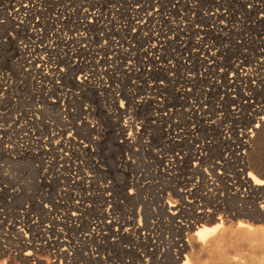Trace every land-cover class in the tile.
I'll return each instance as SVG.
<instances>
[{
  "label": "bare ground",
  "instance_id": "bare-ground-1",
  "mask_svg": "<svg viewBox=\"0 0 264 264\" xmlns=\"http://www.w3.org/2000/svg\"><path fill=\"white\" fill-rule=\"evenodd\" d=\"M67 1L77 6L72 18ZM1 4L0 28L3 19L11 27V32L16 33L18 29L24 32L20 38L22 42L14 44L17 52L15 59L31 68L37 59L29 55L31 50L35 56V51L46 52V59L37 61L39 69H46L50 64V69L59 79L78 74L76 87H88L98 93L106 106L104 109L108 118L116 122L113 140L118 150L126 156L135 153L133 148L139 146V136L142 134V128L141 131L135 130L133 120L130 119L131 115L141 111L138 108L143 102L141 99L139 103L133 102L123 87L128 78L123 81L119 77L126 74V69L136 71L129 66L130 59L137 58L138 70L132 72L135 78L143 79L148 69H151L150 75L160 76L159 84L164 90L162 92L172 116H197L195 119L199 120L207 109L206 103L211 108L221 98L226 99L231 89L237 90L236 82L246 83L248 68L256 59L264 56V0H7ZM38 17L43 19L40 21ZM93 34L101 45L88 46L90 48L75 53L82 55L84 65H71V55L62 58L57 52L60 45L75 50L77 43L87 42ZM8 36L13 39L11 34ZM31 39L33 43H47L48 47L36 49L29 43L26 45ZM236 39L241 40V47L240 41L236 42ZM248 40L259 43L254 45L249 57L244 59L242 50ZM13 63L11 60V68ZM124 65L127 68H123ZM147 66L150 68H145ZM116 73L120 75L115 76ZM9 75L10 72L0 68V91L1 86H6L2 89L4 93L12 87ZM140 89L147 88L141 86ZM122 98L126 100L127 109L117 108L116 104ZM43 99L48 106L46 98ZM52 103L57 101L53 100ZM39 110L35 111L40 113ZM1 114L0 139L5 133ZM84 114L88 116L91 110L85 109ZM17 120L13 117L12 123L15 124ZM25 125L23 132H27L29 124L26 122ZM63 128L66 129V124H63ZM99 130L92 129L94 138L80 145L71 144L70 152L76 150L74 158L80 155L89 161V158L95 156L93 148L100 146V136L104 135ZM25 135L31 139L34 133L30 131V135L29 132ZM50 140L52 138L47 139ZM36 144V147L28 145L23 152L25 154L19 155L25 158L36 155L39 158L44 152L39 139ZM64 147L65 143L50 151L62 152L65 151ZM203 150L209 152L210 148L207 146ZM202 151L200 146L171 169L182 173L186 171L188 177L194 173L203 174L206 194H201L196 185L189 184V178L171 173L168 180L178 189L166 185L168 188L165 191L166 194L172 192L176 198L174 203L165 202L161 194L157 198L162 212L167 215L165 218L171 222L168 228L173 226L177 232L187 231L190 239L205 247L210 242L218 243L223 236L224 223H230L233 228L228 240L234 245L230 249L221 250L216 244L209 255L216 256L217 264H264V124L246 159V168L234 171L233 192L227 200L229 204L224 203L225 199L217 197L218 188L215 185L219 182L224 186V163L216 161L218 154L214 162L209 161V154H201ZM1 152L7 156L4 151ZM19 155L12 156V160L19 158ZM70 160L75 162L81 158ZM70 160L66 158L64 162ZM190 160L193 161L192 166H186ZM118 163L119 169H129L123 159ZM249 168H253L257 176L248 172ZM76 172H79L77 168ZM2 183L0 181V264L92 263L86 250L78 251L72 243L75 233L73 223L82 214L78 205L85 202L84 198L80 202L59 204L47 201L43 194L29 196L8 191ZM99 196L100 204L114 203V196L107 198L101 193ZM107 223L97 224L95 232L88 233L83 241L96 244L101 241L106 243L109 238L115 244L132 241L143 251L145 246H153L148 236L144 237L143 242L138 237L134 239L132 234L137 230L133 221L126 219ZM158 223L155 227L160 228ZM144 224L145 227L138 226V231L149 228L146 222ZM255 225L263 226L259 228ZM254 241L257 242L253 244ZM190 250V246H182L177 250L178 257L170 259L169 256L168 264H191L193 256ZM156 252L155 247L150 254ZM120 254L129 253L121 251ZM230 254L232 256H228ZM132 256L139 261L135 254Z\"/></svg>",
  "mask_w": 264,
  "mask_h": 264
},
{
  "label": "rangeland",
  "instance_id": "rangeland-1",
  "mask_svg": "<svg viewBox=\"0 0 264 264\" xmlns=\"http://www.w3.org/2000/svg\"><path fill=\"white\" fill-rule=\"evenodd\" d=\"M3 1L7 0H0V8H2L1 2ZM66 3L69 5V13L71 14L72 18L77 6L70 1H67ZM238 16L241 17V14H239ZM41 19H43V17ZM41 19L40 17H38V20L41 21ZM239 20H241V18L238 19V21ZM1 21L2 24L0 28V39L2 45L0 44V68H4V71H8L11 73V75L8 76L9 78H11V82H8L11 83L12 86L11 88H9V91H7V93H4V90H2L6 88V86H1L0 91V112L2 113V125L5 129V133L0 139V181L3 182L2 185L5 186L8 191L19 192V194L24 193L29 196H37L38 194H43L45 195L47 201L50 202H56L59 204H67L68 202L71 203L70 197L67 193H65V195L61 194V199H59V197L57 196L59 187L67 189V186L65 185L66 181L63 178L60 180L58 179L56 166H58V164L60 163L66 172V166L69 164V162H64V159L67 158V160H70L72 158H81V160L76 161L81 167V171H86L89 175L96 176V178L100 177L101 181H103V177H105V181L108 180L111 183L109 184L112 188L110 190V193L115 197L116 202L113 204L110 203L109 208H107L108 204L105 203V206H103L104 210H106L107 208L108 212H114L116 216H121L123 215V213H131L132 210L136 211L140 208L141 214L145 215V217H143V220L144 218L150 220L149 215H147L148 205L143 201V196L149 193L154 196V193H158L160 189H165L167 187L166 185H171V187L175 186L174 184H169L164 181L163 177L159 175H157L156 180H154V175H152V172L153 169L157 166V163L153 158H151L152 154H132V157H129L130 160L135 163V165H133V174H129L132 175V177L127 178L121 176L120 174L122 172L119 169L118 161L122 159L123 156L120 158V155L123 152L121 153L118 150V147L115 145L113 140L114 133L116 131V122L108 118L106 109H104L106 108V106L104 107L103 100L100 98L98 93L93 92L88 87L77 88L76 81L78 79V74H74L72 76H69L67 74L68 76L65 79L57 78L56 75L53 74L52 69H50V64L45 70H43L41 73H38L37 66L39 65V62L37 61L39 59H46V52L38 53L37 51H35V53H37L35 56V54L31 53L33 52L31 50L29 55H31L33 59L37 58L35 59L36 62L33 63L31 68L23 66L20 61L15 59V55L17 54V52H15L14 50V44L18 45L22 42L20 38L22 37L24 32H22V29H18L16 30V33H13L11 32V27L6 22H4L3 19ZM72 22H74V20H72ZM70 27L71 26H69V28ZM241 32H243V29L241 30ZM8 34H11L13 39L7 38L6 36H8ZM95 37L96 35L93 34L89 37V40L87 42L81 44L77 43L78 47H75V50H73V47L65 48V46L60 45L57 52L62 58L71 55V65L78 64L79 66H82L85 64L82 55H76L75 53L76 51H84V49L90 48L88 46L101 45L100 42L97 43V40L94 39ZM211 39V41H213L214 36H212ZM33 41L34 40L31 39V41L26 43V45L29 43L30 46L33 45L34 47H36V49L39 47L43 48V46H47V43H33ZM237 41H240L239 44L241 47V40L236 39V42ZM258 43L259 42L248 40L242 50L244 51V59L249 57V54L253 51L254 45ZM11 60H13L14 62L12 68L10 65ZM129 61V66H132V69L136 70L132 72H137V58L130 59ZM123 68H127V66L124 65ZM27 69L28 72L26 71ZM63 70H65V68H63ZM129 71V69H126V74L120 75V73H116L115 76L120 75L119 77L123 79V81L128 78V82L124 84L123 87L127 89L133 101H136V99H140L141 97H156L154 93L155 90H148L149 82H147L146 80L149 79L150 83H157L158 81H161L158 79L160 78V76L154 77L146 73L149 76L145 77L144 74V79H141L142 77L135 78L131 71L130 73H128ZM38 78L39 81H41V83L43 84L40 89V85H37V87L35 86V80H37ZM240 83L242 86H244V83H242V81ZM116 85L118 86L119 84ZM141 86H144L147 89H140ZM204 88L209 89V87ZM165 91H167V88L165 89ZM239 91L241 92V88ZM63 96H65L66 98L62 99ZM44 97L49 103L48 106L44 103ZM53 100L57 101V103H52ZM116 105L117 108L123 107L127 109L126 100H124L123 98L121 102L117 103ZM209 105V103H206V111L209 114H212L214 112V106L210 108ZM38 107L40 108V110L38 109ZM148 107L149 105H147L146 103L141 114L144 113L143 115H145L147 113ZM36 109H38L40 113L36 112ZM85 109H89V111L91 110V114L86 116L84 114ZM139 113L140 112H138L137 115H139ZM13 117H15L16 120L18 119L15 124L12 123L14 122ZM131 117L133 116L131 115ZM176 120L179 121V118H176ZM26 122L29 124L26 127L27 132H23V127L26 126ZM63 124H66L65 130L63 128ZM94 128H99L101 135H104L100 136V146L98 148H93L95 156L89 158V161L86 160L87 158L80 157V155H78V158H74L73 156H75L76 150H74V152L72 151L73 153L70 151H62L61 154L58 150L50 151V149L54 150L55 147L59 148L64 142H72L73 139H75L76 144L80 145V143H84L86 142V140L94 138L95 135L92 131V129ZM30 131L34 133V135L31 136V139L25 135L28 132L30 135ZM52 135L54 136L51 137ZM48 138H52V140L47 141ZM34 139H39L41 150H43L44 154H41L39 158L36 155H33L29 158H25V156L19 155L25 154L23 152L30 144L32 147L37 146V140ZM44 141H46L45 144ZM32 150L34 151V149ZM1 151H4L7 156L3 155ZM208 154L211 159L209 161L214 162L217 153L210 151L208 152ZM18 155L20 156L19 158H17L16 160H12V156L15 157ZM44 162L47 163L46 166L48 167L44 165ZM247 171L251 172L254 175L257 174L253 168H249ZM175 172L180 174V176L183 178L188 177L186 171L182 173L180 170H175ZM229 172L230 171L228 170L224 172V174L232 175ZM61 173H63V170H61ZM193 176H195L198 180L197 183L201 188V194H206V184L204 182L205 178H203V174H201V179L197 174ZM80 177H85V175L81 172ZM101 181L98 182L102 183ZM151 181L152 183L149 184V182ZM59 182L63 183L60 184ZM153 182H156V184L153 185ZM216 184L218 185L217 197L225 199L224 203L229 204L227 200L231 196L233 190H231V188L227 187L226 185L222 186L219 182H216ZM175 188L177 187L175 186ZM129 189L131 190L132 199H128L126 197V193ZM168 196L169 197L165 199L167 203H174V200L176 198H174L172 192H169ZM164 197H166V195ZM155 202L156 204L154 205L156 206L155 212L157 223L161 222L160 224L158 223V226L163 227L169 225L171 222L169 219L165 218V216L167 215L162 212L160 207L161 204L158 201ZM89 205L91 206L92 204L89 203ZM205 225L209 226V223H206ZM255 226L262 228L263 225ZM232 228V224L230 225V223L225 222L223 233L221 234L223 236L220 238L219 242H214L215 244L213 242H210L205 247H202L201 244H197L194 239H190L189 237H187L186 239L188 240V245L190 246V251H192L193 256L191 264H217L218 259L216 258V256H210L209 254L216 244V246L221 247V250L230 249V247L234 245L232 244L231 240H228V235ZM72 238L74 242L75 237L72 236ZM256 242L257 241H254L253 244H255ZM201 247L203 248L202 250ZM117 252L119 253V250H117ZM228 256H232V254ZM10 264L17 263L14 262Z\"/></svg>",
  "mask_w": 264,
  "mask_h": 264
},
{
  "label": "built area",
  "instance_id": "built-area-1",
  "mask_svg": "<svg viewBox=\"0 0 264 264\" xmlns=\"http://www.w3.org/2000/svg\"><path fill=\"white\" fill-rule=\"evenodd\" d=\"M145 68L148 69L150 67L147 66ZM43 70L45 69H39L38 67L37 71L41 73ZM148 70L149 71H146V73L150 75L151 69ZM26 71L28 72V69ZM247 71L248 79L247 82L244 83V86L241 85V81L236 82L235 85L237 90L231 89L226 99L221 98L215 103L212 115L205 111L204 114H201L199 120L195 119L197 116H194V118L187 115L172 116L169 112L166 97L162 92L163 90L161 89L159 81L157 83H150L149 79L146 80L149 82L148 87H150L151 90H155L154 93L156 97H141L140 99L143 104L138 108L141 109V111L138 110V112H140L139 115H137V112L134 116L132 115L134 118L131 117L130 120H133V128L135 130H140L142 128V134L139 136V146H134V152L139 154L151 153V158L157 163V166L152 172L154 180H156L157 175H159L163 177L164 181L170 184L171 182L168 180L169 174H178L172 170L171 167L175 166L176 163H181L184 157L194 153L200 146L201 151L204 147L208 146L210 148L209 152L213 151L218 154V159L216 161L224 163V172L229 170V173L232 174L225 175L226 179L224 181V186L226 185L232 189L234 171L240 168H246V159L253 150L258 132L264 124V56L256 59ZM146 73L145 77H148L149 75ZM228 76L229 75H227V78H229ZM37 85H40L39 89L43 86L39 78L35 80V86L37 87ZM153 87L156 88L154 89ZM240 88L241 92L239 91ZM140 99H136V103H139L138 101ZM146 103L149 107L147 108V115H143L144 113L141 114V112L144 110ZM38 109L40 108L38 107ZM202 110L203 105H201V112ZM176 118H179V121L176 120ZM64 143V150L71 151V144H76V141L73 139L72 142L69 141L68 143ZM205 152L206 151L203 150L201 154ZM59 153L61 154L62 152L59 151ZM121 157L124 162L129 165V171L121 167L120 171L122 173L120 175L127 178L132 177V175L129 174H133V165H135V163L130 160V156L122 154ZM192 163L193 161L190 160L187 162L186 166H192ZM46 164L47 163L44 162L45 166ZM76 168L79 170L78 173L76 172ZM56 169L58 179L60 180L63 178L67 186V189L59 187L57 194L59 199H61V194L65 195V193L70 197L71 203L80 202L81 198L85 199L83 204L78 205L81 207L82 217L80 216L79 220L73 223L75 227L73 237H75V239L74 242L72 240V243L73 247L78 251L83 249L86 250V253L92 260V263L89 264H168L170 257V259L178 257L177 250L179 248L184 245L189 247L188 240L186 239L189 237L187 231L177 232L172 226L173 232H171L172 228H168V225L160 227L162 229H159L157 226V228L155 227L157 218L155 212L156 206L154 204H156L155 201H157L160 194L163 196L166 195L164 201L167 202L165 199L168 197L169 193L166 194V188L160 189L158 193H154V196L150 193L143 196V201L148 205L147 215H149L150 220L147 218L143 220L145 215L141 214L140 208L136 211L132 210L131 213L127 212L123 213L121 216H116L114 212L107 211V208L110 207V203L107 205L106 210L103 208L105 203H98L100 193L107 198L112 196L110 193L112 188L111 185H109L111 183L108 180V182L105 181V177H103V181H101L100 177L96 178V176L89 175L86 171H81L79 164L72 160H70L69 164L66 166V172L60 163L56 166ZM61 170H63V173H61ZM81 172L85 177H80ZM199 177L201 179V175H199ZM187 178H189V184L191 183L199 187L197 183L198 180L195 176L192 175ZM59 183L62 184L63 182ZM150 183H152V181L149 182V184ZM155 184L156 182H153V185ZM215 185L218 188L216 183ZM199 191L201 192L200 187ZM131 196V190L129 189L126 193V197L132 199ZM90 200L95 202L93 203ZM87 202L92 205L90 206ZM115 202L116 200L114 199V203ZM126 219L133 221L135 224L137 232L132 234L134 239L138 237L139 241L143 242L144 237L148 236L153 245L152 247L146 244L147 247L145 246L143 251L141 248L134 245L132 241L129 243L115 244L110 238L106 243L101 241L98 244L83 241L88 233L95 232L97 224H108L107 222L110 221L118 222L119 220ZM144 222L147 223L149 228L138 231V226L145 227ZM116 225L118 224L116 223ZM169 225H171V223ZM153 226L155 227L154 230H152ZM112 229L114 230L113 226ZM150 231H152L151 234ZM155 247L157 248V252L151 255L150 252L152 248ZM117 250H119V253ZM121 251H127L129 254L127 256L121 255ZM132 254H135L139 258V261H137V258L133 257ZM80 263L81 262H78L77 264Z\"/></svg>",
  "mask_w": 264,
  "mask_h": 264
}]
</instances>
